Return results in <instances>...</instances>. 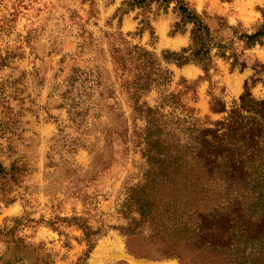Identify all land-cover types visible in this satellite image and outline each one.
Returning a JSON list of instances; mask_svg holds the SVG:
<instances>
[{
  "label": "rangeland",
  "instance_id": "374dc122",
  "mask_svg": "<svg viewBox=\"0 0 264 264\" xmlns=\"http://www.w3.org/2000/svg\"><path fill=\"white\" fill-rule=\"evenodd\" d=\"M127 1L0 0V264H264V0H185L208 72L174 1Z\"/></svg>",
  "mask_w": 264,
  "mask_h": 264
},
{
  "label": "trees",
  "instance_id": "16d2710c",
  "mask_svg": "<svg viewBox=\"0 0 264 264\" xmlns=\"http://www.w3.org/2000/svg\"><path fill=\"white\" fill-rule=\"evenodd\" d=\"M171 1L176 3L175 9L180 13V16L184 23H191L193 25L191 30V45L187 49H183L180 53H173V61H175L178 65L182 66L189 62H194L202 66L205 72H208L209 66H211L213 59L211 57V50L215 43L213 42V38L211 36L210 29L204 23V21L196 16L192 12V10L188 7L185 0H129L126 2L131 7L134 6H142V8H149L151 3L155 2L158 7H167ZM240 40H243L246 46H252L258 42L264 41V13H263V24L260 26V29L252 34H241L239 36ZM167 59L166 56H164ZM243 107L251 105L248 109H254L255 111H261L264 114V108L258 106L253 99H249L248 97L243 98ZM219 108L213 107V110H217ZM222 109V108H221ZM232 120V118H230ZM251 122H247L243 124L240 119H236L235 122L230 121V132H229V142L225 140V144L227 146H235L238 143L247 142L245 136H249L253 133V127H250ZM255 125V124H254ZM200 145L201 151H199V155L193 156L191 158L198 159L197 156L206 157L207 155L212 156L216 151L221 150L224 151V148L218 142H209L205 138ZM216 140L218 137L215 136ZM227 150V149H226ZM218 157H221L218 156ZM183 166V164L181 165ZM217 222L212 225V227H216ZM218 225V224H217ZM204 246H201L203 249ZM239 257H235L236 264H244L239 261ZM253 264V263H252Z\"/></svg>",
  "mask_w": 264,
  "mask_h": 264
}]
</instances>
